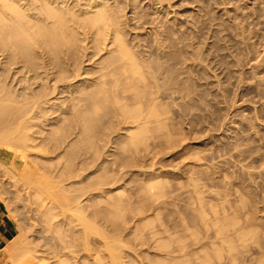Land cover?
<instances>
[{"label": "rangeland", "instance_id": "374dc122", "mask_svg": "<svg viewBox=\"0 0 264 264\" xmlns=\"http://www.w3.org/2000/svg\"><path fill=\"white\" fill-rule=\"evenodd\" d=\"M117 1L114 33L69 23L54 46L37 22L0 13L2 97L17 113L35 103L22 119L28 171L0 143L16 227L2 264L28 247L42 264H182L181 241L195 264L213 253L196 244L202 208L252 210L264 237V0ZM79 2L77 16L95 3ZM31 174L51 184L33 189Z\"/></svg>", "mask_w": 264, "mask_h": 264}, {"label": "bare ground", "instance_id": "6f19581e", "mask_svg": "<svg viewBox=\"0 0 264 264\" xmlns=\"http://www.w3.org/2000/svg\"><path fill=\"white\" fill-rule=\"evenodd\" d=\"M79 1L80 0H78V2ZM87 1L89 2V0ZM91 1L93 2L95 1V3L91 5V3L85 2L88 4L87 8L85 7V10L81 9L79 11L77 9L79 11V16H77L75 10L76 8L79 7L73 5V7L71 8L69 6L70 0H0V13L4 12L3 14L4 18H7V14L11 13L16 15L18 18L22 17L27 19L28 20L27 23L29 24H32V22L33 23L37 22L36 25H38V28L41 29L42 36L46 37L47 40H49V42L51 43V45L54 46L65 37L63 33H65L66 30L62 32L63 29H61L62 30L61 31L60 28L61 27L63 28V26L65 27L68 26L69 23L70 25H74L75 27L73 29L72 26L73 30L70 27H67L70 28L69 30L78 31V32L81 30H86V31L90 30L93 33L97 34V36L107 35L108 32L111 33L115 32L114 28L110 24L111 19L109 20L108 18L114 17L116 13L115 12L116 8L109 6L108 4L109 0H91ZM113 1L116 2L117 0H113ZM34 2L40 4L36 5L34 4ZM84 6H86V4ZM105 9L106 11L109 12L108 13L109 15L107 16L104 13ZM35 12H39L38 15H36L38 16V18L39 15L40 16L45 15L46 18L45 19L39 18L38 20L37 17L34 16ZM89 13L92 14L93 16H89ZM83 17L85 18L87 17L86 19L88 18L91 19L89 20V22L86 21V23L83 24L80 21L82 19H85ZM77 18H79V20H77ZM39 22L42 23V25L44 24L45 26L46 25L49 26V28L48 27L43 28L41 26L39 27V25H41ZM59 31L61 34H59ZM25 36L29 38L27 34ZM47 67L48 65L44 64V66L41 67V69L45 70L44 76L48 78L50 76V71H49L50 68L48 69ZM15 79L16 77L14 78V80ZM3 92H4V88L0 86V126L6 130V131L4 130V133H1L2 135L0 136V143L6 142L7 146L5 144V146L2 147L3 145H1L2 144L1 143L0 147L2 148L6 147L7 148L6 150L9 149L8 151H13V150L15 151L17 148L15 152H16V157H18L20 150L21 151L26 150L25 148H23L24 146H27L26 148L31 147L30 145H28V142L30 143V138L25 134L26 126L23 124L22 119L24 118V116L27 115L28 113L27 109L31 106L34 107L35 103L34 102L22 103V105L18 109V113L14 112L7 108V106H9L8 103H11V100L6 98L4 99L2 97ZM135 115L137 114H134V116ZM134 140L136 139L134 138ZM29 150L30 149H28V151ZM21 151H20V155H23L22 161L25 164V168H27L28 163L26 161L27 159L26 157L28 156L27 153L28 151L27 150H26L27 152L23 151L24 153H22ZM25 171H28V168ZM32 177L35 178V175L28 176L27 178H29L28 180H31L29 181V184L31 182H35L32 183L35 187L31 185V188L33 189L37 188L36 184H38V182L41 183L43 190H46V187H49V185L51 184V183L48 184V180L46 181L45 179H42L40 177H36L35 178L36 180L33 181L34 178L31 179ZM37 178H40L41 180ZM46 183L48 184V186L46 185ZM61 207L63 209L65 207L64 210L66 211L70 210L69 208L66 209V206H61ZM63 209L62 211H64ZM252 212H253L252 210H249L243 215L237 216L236 214H234L232 217L228 215L226 217H220L219 215L215 214L210 218L208 215H206V212L203 208L199 210L200 224L202 228L206 230V235L201 241L196 242V244L199 245L200 249H211L213 253L211 255H204V256L200 255V252L199 254H195V256H197L195 264H237L242 252H248L251 255V260L249 262L246 261L247 264L250 262L252 264H264V237L261 234L263 225L256 217L251 216ZM68 213L70 212H67V214ZM78 217H79V221L82 222V224L85 226V229H87L89 232H91L90 230L95 229L94 227L88 226L89 223L84 221L85 219L84 217L82 216H78ZM34 245H32L31 247L33 248ZM254 246H255V250H254ZM25 247L23 248L25 249ZM28 248H26V251L22 250L19 252V253L21 252L23 253L22 256H20L21 254L18 255L19 253L16 255L17 257L19 256L20 259L16 260L15 258L16 262L14 264L44 263L45 261L44 257L42 256V258H40L38 257L40 255L38 256L36 255L40 253L31 251ZM19 250H17V252ZM177 250H178L177 252L181 254L179 258L181 259L182 264H192L190 261L187 260V258L191 257V253L188 251V247L183 241L179 243V247ZM48 260H50V258ZM57 262L58 261H52V263H57ZM64 263L65 262L63 260H60L57 264H64Z\"/></svg>", "mask_w": 264, "mask_h": 264}, {"label": "crops", "instance_id": "0c3cea01", "mask_svg": "<svg viewBox=\"0 0 264 264\" xmlns=\"http://www.w3.org/2000/svg\"><path fill=\"white\" fill-rule=\"evenodd\" d=\"M16 238V227L10 217L8 209L0 200V264L3 263V254L8 253V248Z\"/></svg>", "mask_w": 264, "mask_h": 264}]
</instances>
